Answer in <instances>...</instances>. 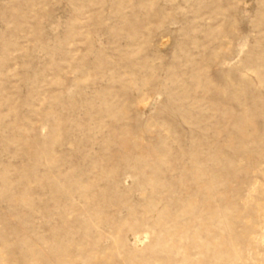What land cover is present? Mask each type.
Instances as JSON below:
<instances>
[{
  "label": "rangeland",
  "instance_id": "rangeland-1",
  "mask_svg": "<svg viewBox=\"0 0 264 264\" xmlns=\"http://www.w3.org/2000/svg\"><path fill=\"white\" fill-rule=\"evenodd\" d=\"M0 264H264V0H0Z\"/></svg>",
  "mask_w": 264,
  "mask_h": 264
}]
</instances>
